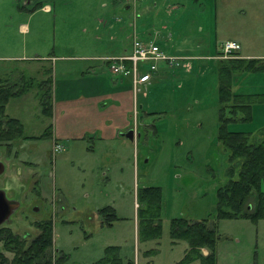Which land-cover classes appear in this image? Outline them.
I'll list each match as a JSON object with an SVG mask.
<instances>
[{"label": "rangeland", "instance_id": "obj_1", "mask_svg": "<svg viewBox=\"0 0 264 264\" xmlns=\"http://www.w3.org/2000/svg\"><path fill=\"white\" fill-rule=\"evenodd\" d=\"M52 2L51 12L36 13L46 40L39 54L63 56L56 60L52 75L55 92L62 96L67 81L71 89H78L88 66H103L90 57L125 47L130 41L126 36L133 30L140 39L168 34L169 52L180 48L202 55L208 53L209 44L213 55L222 42L234 37H240L245 48L251 36L245 38V34L254 31L250 24L258 25L261 32L264 29L260 22L264 9L250 14L253 6L245 0H129L128 11L124 0ZM20 22H27L31 30L32 21L14 18L11 30L15 36ZM209 57L185 60L188 68L181 72L182 61L179 67L170 68L159 63L158 68L165 69L169 77L133 92L137 94L133 119L137 135L122 149L123 172L118 182L115 178L107 182L102 175V145L93 143L92 155L86 152L91 142L58 143L60 149L54 151L56 142L42 135L49 117L40 113L38 99L24 92L22 97L8 100L5 114L21 119L26 137L13 139L9 146L0 142V189L17 203L0 227L24 238L25 247L39 234V223L49 221L51 264H57L62 256L59 264H101L98 261L104 248L110 245L118 246L119 264L178 262L187 244L183 240L171 242L170 219L213 220L216 189L229 178L235 179L239 168V159L229 161L228 151L216 137L218 60ZM177 72L179 80L175 81L171 76ZM14 82L20 83L16 78ZM37 82L32 80L27 89L33 91ZM232 83L231 90L263 93L264 72L239 74ZM263 104H252L250 119L229 121L227 129L250 132V139L258 138L257 132L264 129ZM228 112L224 110V116H229ZM116 182L120 187L116 188ZM140 186L160 188L157 239H137L135 193ZM260 187L264 189V181ZM106 204L115 205L117 219L111 225L103 224L98 211ZM216 230L215 264H264V219L220 218ZM3 244L0 241L5 262L0 264H13V246Z\"/></svg>", "mask_w": 264, "mask_h": 264}, {"label": "crops", "instance_id": "obj_2", "mask_svg": "<svg viewBox=\"0 0 264 264\" xmlns=\"http://www.w3.org/2000/svg\"><path fill=\"white\" fill-rule=\"evenodd\" d=\"M48 1H51L52 5ZM52 1L0 0V78L14 82L15 78L18 80L31 78L32 80L36 79V81H41L48 77L50 79L51 98V114L48 119V123L51 125V131L48 139L53 142L55 141L57 144L91 142V146H88L86 149L89 155H92L94 152L93 143H99L105 149L100 159L101 164L105 166V172H102V175L107 182H110L114 178L118 182L123 172L122 149L124 146L129 147L137 135L136 125L133 120L134 114H136L137 94H134L132 91L129 76H114L106 71L107 67L104 58L128 54L131 49L132 39L137 37V35L135 36L133 30L129 36H126V38L130 37V41L125 47H121L119 50L112 49L110 52L107 50L99 56L90 57L100 60L103 66H88L85 72L87 74L83 77V82L78 89H71L72 85L67 81L62 87L65 89V95L62 96L55 92L56 86L53 85L52 75L56 60L63 56L53 55L52 52H49L47 55L39 54V49L44 45L43 43L46 40L42 35L36 13L51 12L54 9ZM245 1L248 2L247 5L249 4L250 7L253 6L249 10L250 14H256L253 12L259 8L264 9V0ZM123 7L127 11L130 9L129 0H124ZM260 16L264 18V13H261ZM14 18H27L28 21H32L31 30L27 22H20L18 24L19 30H17V35L21 34L22 36H15L11 30V24ZM262 18H260V22L264 24V19ZM249 28H253L254 31L245 34V38L248 37V34H251L248 43L245 44V48L242 46L240 37L227 40L235 41L239 45L238 50L235 52L237 58L264 60V29H262V32L259 31V26L254 23L250 24ZM166 36L169 35L156 33L152 38H149V35H144L142 40H152L167 55L181 58V65L183 67L180 68L179 72L184 69L186 71V68H188V62H184L185 60L195 59L201 61L203 56L212 57L219 52L216 51L214 53L215 55H210L211 49L209 44L206 45V52L208 53H201L202 55L199 53H193L191 55L187 53V49L180 48L169 52ZM195 47L198 49L199 46L195 45ZM211 57L209 59H212ZM65 58L70 59L68 56H65ZM94 68H97L98 71H95ZM179 72L171 76L172 79L178 81ZM168 77L169 74L167 71L159 67L150 75L149 80L141 85V88L146 89L148 85L151 87L156 86L158 85V81H165ZM77 90L80 91L76 93ZM33 91L30 87L25 93L33 95V98L36 99L37 86ZM138 91H140V88ZM141 93L142 96L146 94L143 91ZM7 104L8 102L5 105V109ZM260 107H264V104ZM15 118L23 126L21 119L19 117ZM128 132H130V137L126 136ZM257 133L258 139L264 137V129ZM262 181H264V178ZM120 185L117 183L116 188L120 187ZM105 206L115 211V205L106 204ZM201 252L205 254L204 249H201Z\"/></svg>", "mask_w": 264, "mask_h": 264}, {"label": "trees", "instance_id": "obj_3", "mask_svg": "<svg viewBox=\"0 0 264 264\" xmlns=\"http://www.w3.org/2000/svg\"><path fill=\"white\" fill-rule=\"evenodd\" d=\"M218 60L217 65V103L218 127L217 140L228 151V160L239 159V168L235 179L229 178L215 192L216 214L213 220H188L183 217L171 218L168 236L171 242L183 240L187 244L182 257L175 264H215L214 245L217 240L216 220L220 218H247L252 221L264 219V190L260 184L264 178V137L250 139V132L229 131L227 123L232 120L248 121L251 105L264 103L263 93H243L231 90L233 79L239 74L264 72V60L237 58ZM20 83L0 78V142L9 146L15 138L25 139L23 126L15 118L5 114L7 101L20 97L32 83L31 78H23ZM37 96L40 113L45 117L51 114L50 79L38 81ZM229 116H224V110ZM239 112V116L236 114ZM51 125L48 123L43 134L50 137ZM232 173V167H229ZM160 188L158 186H140L135 193L138 204L135 208L136 234L138 240L157 239L160 235ZM103 216V224L111 225L117 219L112 208L104 206L98 209ZM39 234L32 237L27 245L25 239L12 234L8 228L0 227V241L9 243L13 252V264H51V227L49 221L39 223ZM3 244V245H4ZM201 249H205L203 254ZM64 256L61 257L63 259ZM59 259V258H58ZM61 259L57 260V264ZM5 259L0 253V263ZM101 264H119L118 246L104 248ZM126 264H132L126 262Z\"/></svg>", "mask_w": 264, "mask_h": 264}, {"label": "built area", "instance_id": "obj_4", "mask_svg": "<svg viewBox=\"0 0 264 264\" xmlns=\"http://www.w3.org/2000/svg\"><path fill=\"white\" fill-rule=\"evenodd\" d=\"M239 45L232 40H226L220 44L219 52L213 57L215 60L233 58ZM105 65L109 74L114 76H129L133 92L146 83L150 75L161 63L164 67H179L181 58L164 53L161 47L152 40H142L137 37L132 39L131 49L128 54L106 57ZM54 151L60 146L54 143Z\"/></svg>", "mask_w": 264, "mask_h": 264}, {"label": "water", "instance_id": "obj_5", "mask_svg": "<svg viewBox=\"0 0 264 264\" xmlns=\"http://www.w3.org/2000/svg\"><path fill=\"white\" fill-rule=\"evenodd\" d=\"M130 137V132L126 134ZM2 164L0 163V173L2 172ZM17 203L14 200L7 199L2 189H0V225H2L16 208Z\"/></svg>", "mask_w": 264, "mask_h": 264}]
</instances>
